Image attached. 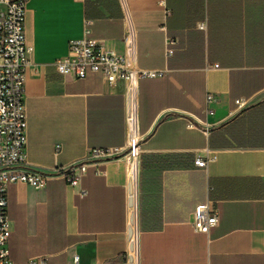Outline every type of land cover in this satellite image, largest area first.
Segmentation results:
<instances>
[{
  "label": "crops",
  "instance_id": "crops-1",
  "mask_svg": "<svg viewBox=\"0 0 264 264\" xmlns=\"http://www.w3.org/2000/svg\"><path fill=\"white\" fill-rule=\"evenodd\" d=\"M25 32L24 167L49 178L8 185L14 263L264 264V0H27ZM85 35L164 74L135 86L60 74L56 61ZM133 135L134 164L91 161L79 186L62 175ZM197 156L215 159L200 168ZM207 200L218 223L202 233L194 211Z\"/></svg>",
  "mask_w": 264,
  "mask_h": 264
},
{
  "label": "built area",
  "instance_id": "built-area-1",
  "mask_svg": "<svg viewBox=\"0 0 264 264\" xmlns=\"http://www.w3.org/2000/svg\"><path fill=\"white\" fill-rule=\"evenodd\" d=\"M27 0H0V264H16L10 257L9 240L12 232L11 219L7 208V188L10 183L24 182L37 188L46 186L49 174L24 167L27 138V115L24 102L25 81L32 47L27 44L25 32ZM175 39H170L167 54L173 53ZM128 53L133 55L135 31L131 29L126 39ZM69 54L56 61V68L62 75H73L84 79L91 73H101L114 85L126 81L136 85L139 79L162 76L164 71L142 69L134 59L115 50L109 51L99 46L88 35L70 42ZM132 87V86H131ZM133 90H128L129 118L134 117ZM213 96H208L211 102ZM237 109L248 105V100H236ZM141 152L140 138L133 135L129 146L91 148L87 158L68 167L62 175L72 186H79L86 176L88 163L112 158H124L134 164ZM214 156H197L195 165L206 168ZM86 195L85 190L80 191ZM133 215H136V196L131 194ZM219 208L207 200L195 207L193 227L195 231L209 233L217 225ZM42 261L31 259L24 264H40ZM72 264H82L80 256L75 255Z\"/></svg>",
  "mask_w": 264,
  "mask_h": 264
}]
</instances>
